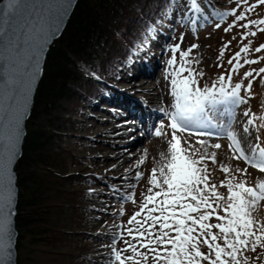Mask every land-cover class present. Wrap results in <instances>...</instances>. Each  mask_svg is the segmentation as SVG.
<instances>
[{
	"label": "snow or ice",
	"instance_id": "1",
	"mask_svg": "<svg viewBox=\"0 0 264 264\" xmlns=\"http://www.w3.org/2000/svg\"><path fill=\"white\" fill-rule=\"evenodd\" d=\"M241 6L237 10L222 14L234 17V21L224 31H231L239 26L242 29L255 27L264 32V18L250 20L248 13L254 11L264 0H257L256 4H248V0H236ZM193 13L201 12L198 0H185ZM247 5L246 8L242 7ZM51 11V9H49ZM214 15L221 16L219 13ZM34 18V19H33ZM195 26V17H186ZM246 21L245 23H240ZM47 17L43 10L29 11L27 0H0V61L5 53H19L17 41L31 29V36L39 34L40 39L47 43L54 32L45 30ZM219 28L220 24L217 23ZM154 29H149L153 31ZM20 33L18 36L17 33ZM256 31H248L241 36L246 40L248 36H256ZM182 39V37H181ZM193 45L186 51L179 45L173 46L172 55L168 61L171 85V95L174 98L173 111L166 113L170 120L172 137L168 142V155L163 158L159 168H153L148 179L150 187L144 196L139 210L127 221L126 235L120 239L124 243L121 249H112L114 264H250L247 252L256 253L261 250L264 255V223L253 219L252 213L261 201H264V182H258L254 187L248 186L246 180L236 182V177L229 175L231 169L222 167L226 180L221 181L219 187L227 190V196L218 191V186L209 183V173L204 161L210 159L216 162L215 153L207 152L195 157L191 143L188 148L181 145V138L177 132L189 134L222 135L216 133V117H227V125H220L222 129L230 128L235 118V109L248 102L241 96L242 89L251 98L252 83L248 79L264 74V67L258 70L246 71L243 78L248 80L246 87L241 83L232 84V76L238 73L244 65L257 64L264 57L248 59L252 51L250 45H243L229 60L227 75H220L210 87L201 88L197 77L198 72L192 67L189 58ZM225 48L228 45L224 46ZM255 52L264 51V45L257 47ZM43 46L33 43L32 55L29 58L27 70L38 66ZM179 54V61L177 60ZM223 51L220 53L222 57ZM243 60V64L241 63ZM0 63V91L7 83L11 93L7 112L2 98H0V264H12L11 217L13 215V189L11 165L17 153V144L21 135L20 121L23 110L16 102L19 91L16 77L5 80ZM223 67V65H217ZM187 73V75H184ZM33 78L36 73L33 71ZM99 79V77H97ZM7 115V132H5V117ZM248 117L243 129L249 132V127L264 128V115L257 116L247 110L243 113ZM260 120V124L256 121ZM196 129H209L208 132H192ZM156 136L163 135L161 129L156 130ZM226 136L230 141L229 150L233 152V159L243 160L251 168L264 173V147L260 145V137L250 144V153H245L235 133L228 130ZM204 145V141H197ZM219 149L220 144L211 145ZM240 175H247V167L236 170ZM141 178L137 174V179ZM131 199V197H127ZM135 202V201H133ZM216 222H211L212 220ZM215 230V231H214ZM115 243V241H114ZM206 248L207 251H202ZM258 258V257H257Z\"/></svg>",
	"mask_w": 264,
	"mask_h": 264
},
{
	"label": "rangeland",
	"instance_id": "2",
	"mask_svg": "<svg viewBox=\"0 0 264 264\" xmlns=\"http://www.w3.org/2000/svg\"><path fill=\"white\" fill-rule=\"evenodd\" d=\"M256 2L257 0H248V4H256ZM205 3V0H198L201 11L204 12V19L201 24L193 26L190 19L185 22L189 11L185 0L174 1L168 14L161 16L160 22L149 28L154 30L144 31L142 45L135 47L127 62L113 70L109 75L100 77L106 82V92L104 91V94L98 95L91 101H85L75 108H69L67 101H60L49 112L44 113L36 109L32 111V126L43 130L47 137L44 143V151L51 154L59 153L62 157L59 166L61 171L65 174L76 173L79 182L82 183L77 187L79 199L76 204H73L75 194H71L72 185L67 182L62 184V188L67 193H63L60 197L61 205L58 208L60 213L59 216L56 214L54 227H59L63 233L59 234V239L49 248L54 253L51 256V263H47L44 257L37 255L38 260L35 264H114L112 249L119 250L125 246L120 236L122 234L126 235L127 221L139 210V205L147 194V189L150 187L148 179L152 169L159 168L163 158L168 155V142L172 137V129L169 126L170 120L166 113L173 111L172 105L174 103V98L171 95L168 61L171 58L173 46L179 45L183 51L192 48L193 45L197 46L192 49L189 59L193 61V69L203 72L202 77H197L201 88L210 87L218 80L220 75H227L230 68L228 60L240 51L243 45H250L252 49L247 55L248 59L264 57V51L259 53L254 51L260 45H264V32H259L255 27L249 30L242 29L239 26L231 31H224L233 23L234 17L230 15L223 16L222 14L231 12L234 9L239 14L241 6L237 4L236 0H216L210 4L209 9L211 8L215 13L221 14L222 18L213 14L208 15L209 9ZM242 7L246 8L247 5ZM147 8L153 7L147 6ZM195 18H198V16ZM248 18L250 20L264 18V4H260L254 11L248 13ZM245 22L241 21L240 23ZM217 23L220 24L219 28L216 27ZM248 31H256L257 35L254 37L248 36L246 40H241V36ZM225 45H228V47L225 48ZM222 51L224 55L221 57L220 53ZM146 54L153 55L154 62L147 64L144 73L146 71L151 74L152 87L160 91V98H157L159 102L157 101L156 107L151 109L152 111H158L157 116L152 115L146 123V130L149 128L150 134L147 135L143 131L146 135L145 141H147L135 147V150H145L147 154H145L143 160L139 161L136 170L124 174L118 170L116 172L109 170L106 175L102 173L101 168L96 171L92 166V162L100 155L98 152L91 150L92 136L85 130L84 123L92 118L100 120L103 114L113 112L112 109L119 111L118 106L121 103L122 94L119 93L121 89L118 88L120 86L117 83L123 76L138 73L141 70V61L146 59ZM177 60L179 61L178 53ZM241 63L243 64V60H241ZM217 65H223V67ZM262 67H264V60H260L257 64L244 65L238 73L233 74L232 84L241 83L246 87L248 80L243 78V74L246 71L258 70ZM97 73L98 69L93 60H84L78 65L77 74L81 76L94 77L97 76ZM184 75H187V73ZM248 79L253 81L251 98L242 89L241 96L247 99L248 102L239 105L235 109V118L230 128L223 129V134L219 135V138H210L213 143L204 142L202 146L197 143V141H204L202 136L191 135L186 131L183 133L177 132V135L181 138L182 147L188 148V144L191 143L195 151L194 158L199 159L200 155L205 152L208 154L215 153L216 162L213 163L210 159H206L202 166L207 167L209 183L217 185L218 191L224 196H227V190L219 187L221 181L226 180V175L221 170L222 167L231 169L229 175L235 176L236 182L246 180L248 186L253 187L258 182H264V178L259 176L257 169L248 167L243 160L233 159V152L229 150L230 141L225 139L228 130L235 134L244 132L243 129L247 126L248 119L243 115L245 111L250 110L251 113H255L257 116L264 115V74L256 76L254 72V76ZM78 84V81L72 80L68 88L71 91H77ZM137 98L144 103L140 96H137ZM109 101L114 102V104ZM119 114L121 116L120 120L123 119L124 122L135 121V118L123 117L121 113ZM240 118H243L245 124L240 121ZM214 122L217 125L215 130L219 131L218 133H221L219 130L221 129L220 125H227L228 123L227 117H216ZM260 123V120L256 121V124ZM158 129L162 130L163 135L156 137L155 132ZM141 132V130L133 131L131 133L132 138H142ZM136 133L138 135H134ZM257 136L260 137L261 147H264V128L257 130V128L249 127L247 137L250 144L256 142ZM215 144H220L221 148L216 149L211 146ZM109 150L115 154L116 147L111 145ZM120 157H108L105 153L100 156V158L105 159V163H116L120 160ZM246 167L248 169L247 175H240L236 171ZM138 173L141 176L139 180L137 179ZM128 175L130 176L129 181L132 182L130 193L117 188L116 184L113 183L116 178H125ZM127 197H131V199H127ZM97 200L104 202L98 204ZM103 205L105 206L103 207ZM252 216L256 221L264 223V201L259 203ZM211 222L215 223L216 221L213 219ZM36 254L28 255V257L33 260L37 257ZM245 255L248 257L250 264H264V255L261 254L260 249H257L256 253L247 252Z\"/></svg>",
	"mask_w": 264,
	"mask_h": 264
},
{
	"label": "trees",
	"instance_id": "3",
	"mask_svg": "<svg viewBox=\"0 0 264 264\" xmlns=\"http://www.w3.org/2000/svg\"><path fill=\"white\" fill-rule=\"evenodd\" d=\"M174 1L77 0L62 34L48 50L32 111L49 112L60 101L75 108L104 94L105 84L77 74L78 65L93 60L99 78L109 75L127 62L136 46L142 45L144 31L160 22ZM147 6L153 8L147 10ZM72 80L79 83L77 91L68 88ZM31 116L32 112L15 165V264H35L39 255L51 263L54 253L49 248L63 233L54 227L60 213V197L67 193L62 184L72 185L73 204L79 199L77 187L82 184L76 173L61 171L59 153L44 151L46 134L32 126ZM34 253L38 256L32 260L28 255Z\"/></svg>",
	"mask_w": 264,
	"mask_h": 264
},
{
	"label": "bare ground",
	"instance_id": "4",
	"mask_svg": "<svg viewBox=\"0 0 264 264\" xmlns=\"http://www.w3.org/2000/svg\"><path fill=\"white\" fill-rule=\"evenodd\" d=\"M205 1H206L205 4L208 6V9H209V7L211 6L210 4H212V2L216 0H205ZM214 13L215 11H213V9L210 8L208 10V15L210 14L214 15ZM203 14H204L203 11L199 13H193L189 9V11L187 12V17L198 16V18H196L195 25H199L204 19ZM153 62H154L153 55L146 54V59L141 61V65H140L141 70L138 73L135 72L130 76L126 75L120 78L119 82L117 83L120 86L118 88L121 89L119 93L122 94L121 103L118 106L120 112L112 109L113 112H110V113L108 112V113L103 114L100 120L99 119L97 120L94 118L92 119L88 118L89 121H86L84 123L85 130L92 136L91 150L93 152H98L100 156L102 153H105L106 156L108 157L109 156H113V157L121 156L120 160L116 163H113V162L105 163V159L100 158L99 156V158H97L95 161L92 162V166L94 167L96 171L100 170L101 168L102 173L106 175L108 174L109 170L110 171L112 170L114 172L118 170L119 172H122L123 174L128 173L131 170H136L138 167L139 161L143 160V157L145 156V154H147L145 150H141V149L135 150V147L136 145L145 141L146 135H144L143 131L147 135L150 134L149 133L150 129L148 128L146 130V123H148V119L152 115H154V117L157 116V112L152 111L151 109L155 108L156 104H158L159 101L157 100V98H160V91L152 87L151 78H150L151 74H148V72L146 71L144 73V70L147 68V64H150ZM127 95H128V99H127ZM137 96H140V98H142V100L144 101V103L141 101L144 104L143 106L141 102L138 100ZM113 100H116V99H113ZM111 101L109 102L111 104H114V102H111ZM119 113H121L123 117L127 116L133 119L135 118L134 119L135 121L124 122L123 119L120 120L121 116ZM243 118H240V121L243 124H245ZM135 130H141L143 137L140 139L138 137L136 139L135 137L132 138L133 135L131 133ZM198 130L209 131V129H198ZM219 130L220 132H223L222 128ZM215 132L218 133L219 131L215 130ZM134 135H138V134L136 133ZM235 135L240 141L241 147L244 149L245 153H250L251 151L249 147L250 141L248 140L247 133L242 132V133L235 134ZM215 136L217 135H203L202 138H204V142L206 143H209V142L213 143V141L210 138H214ZM225 139L229 141L227 136L225 137ZM151 143H152V140H151ZM111 145L116 147L115 154L109 150ZM100 159L102 160L101 162L99 161ZM258 173H259V176H262L264 178V173L260 171H258ZM129 179H130L129 175L125 176V178L119 177V178H116V180L113 181V183L116 184L117 188L121 190H125L128 193H130L131 192L130 187H132L131 186L132 182L129 181ZM97 202L98 204H101L104 201L97 200ZM104 206L105 205H103V207Z\"/></svg>",
	"mask_w": 264,
	"mask_h": 264
},
{
	"label": "water",
	"instance_id": "5",
	"mask_svg": "<svg viewBox=\"0 0 264 264\" xmlns=\"http://www.w3.org/2000/svg\"><path fill=\"white\" fill-rule=\"evenodd\" d=\"M77 0H27L28 10L31 12L36 10L37 13L41 10L45 12L47 17V22L45 24V30L54 32L55 36H49L47 43H44L39 34L31 36V29L28 33L21 36L17 41V46L19 47V53L13 51L11 56L5 53V56L0 63L5 64L3 68V76L5 80H10L13 76L20 82L18 83L19 91L16 93V102L23 110V117L20 121L21 135L17 144V153L15 160L11 165V176H12V189H13V215L11 217L12 224V241H11V261L15 264L16 252H15V242H16V231L14 228V216H15V206L17 199V184L15 176V165L20 157L21 149H23L24 138L26 134V124L27 120L32 112L34 99L37 92V88L43 73V66L46 55L52 43L60 37L62 34L68 19L75 7ZM51 9V11H49ZM34 19V18H33ZM19 36L20 33L18 32ZM33 43H40L43 46V52L40 55L38 66H34L32 70L28 69V64L31 62L30 57L32 55ZM33 71L36 75L33 78ZM11 93L8 90V85L5 83L3 85V90L0 91V98H2L5 111L7 112L9 97ZM7 115L5 117V132H7Z\"/></svg>",
	"mask_w": 264,
	"mask_h": 264
}]
</instances>
